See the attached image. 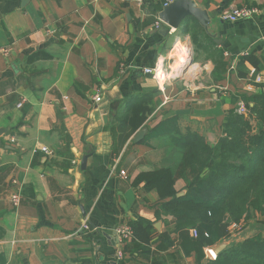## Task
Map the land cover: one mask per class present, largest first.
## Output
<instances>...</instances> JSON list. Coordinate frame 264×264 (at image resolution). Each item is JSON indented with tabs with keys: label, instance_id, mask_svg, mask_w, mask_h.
Segmentation results:
<instances>
[{
	"label": "crops",
	"instance_id": "crops-1",
	"mask_svg": "<svg viewBox=\"0 0 264 264\" xmlns=\"http://www.w3.org/2000/svg\"><path fill=\"white\" fill-rule=\"evenodd\" d=\"M164 1L0 0V264H196L181 251L157 191L134 183L141 172L176 168L182 152L166 133L141 141L176 116L182 134L198 131L217 142L228 110L242 102L238 93L263 84L252 79L251 63L246 77L237 64L264 55V0H190L206 12L204 21L190 16L177 28L156 26ZM242 6L259 12L222 19ZM212 43L229 61L220 81L203 49ZM174 48L194 60L178 74ZM160 61L170 74L159 84L144 68ZM143 103L152 111L116 152L118 114ZM175 187L184 194L186 181ZM139 217L152 223V241L135 246L132 236L117 262L116 228ZM232 236L219 244L250 237ZM219 244L211 247L216 253Z\"/></svg>",
	"mask_w": 264,
	"mask_h": 264
},
{
	"label": "trees",
	"instance_id": "trees-1",
	"mask_svg": "<svg viewBox=\"0 0 264 264\" xmlns=\"http://www.w3.org/2000/svg\"><path fill=\"white\" fill-rule=\"evenodd\" d=\"M206 58L214 63L212 77L224 78L229 61L222 49L213 43L204 45ZM246 62L255 67V79L264 67V55L240 57L237 69L240 77L249 75ZM262 62V63H261ZM247 111L238 112V105L228 110L220 125L218 140L210 144L198 131H180L178 118L172 116L150 128L141 144L166 133L182 152L176 168L161 167L141 172L134 183L145 182L146 191H157L165 213L174 218L173 231L179 238V247L186 256L194 255L196 264H264V234L257 233L244 240L233 241L216 258L206 254L230 237V225L243 226L255 213L264 217V83L257 92H239ZM152 108L145 103L130 107L126 114L117 116L114 126L115 151L143 125ZM117 126L121 133L117 132ZM186 181V192L180 194L175 185L178 179ZM133 244L152 241L150 221L139 217L131 224ZM192 229L198 233L191 234ZM166 244L173 245L171 237ZM136 249H138L136 247ZM146 251H150L147 246Z\"/></svg>",
	"mask_w": 264,
	"mask_h": 264
},
{
	"label": "built area",
	"instance_id": "built-area-1",
	"mask_svg": "<svg viewBox=\"0 0 264 264\" xmlns=\"http://www.w3.org/2000/svg\"><path fill=\"white\" fill-rule=\"evenodd\" d=\"M145 0H136V3L138 6H141L144 3ZM174 0H165L163 3V8L167 7L170 5ZM259 10L256 7H251V6H242L235 8L231 11L224 12L222 14V19L227 20V21H238L243 18H248V17H253L255 14H257ZM163 25L162 20H158L156 22V26L160 27ZM187 55L184 56V60L181 62V64L176 67L177 62L180 61L181 56L178 54L176 58L173 59V64H175V67L173 68L175 70V74L182 72L184 69H186L188 66H190L193 63V57L192 54L187 52ZM188 60L187 64L186 61ZM170 69V65L168 66L165 65V62L160 61L155 64V66L150 67V68H144V71L146 73H150L154 76V78L157 80V82L160 84L161 82H166L169 78L170 72H168ZM256 82L264 83V76H260L259 74L256 75L255 79ZM94 100L96 102L101 101V96L99 94H96L94 96ZM247 111V108L243 102H240L238 105V112L240 113H245ZM38 149H41L43 152L46 154H51V150L45 146V145H39ZM13 200L15 204H18L20 199L18 194H13ZM84 229H90V225L87 222H84L83 224ZM96 229V228H95ZM94 230V229H93ZM116 234H117V249H116V261L121 262L123 258L125 257L124 254V244L127 240H130L133 236V230L130 225L123 224L119 225L116 228ZM191 234L193 236H197L198 233L195 229H192ZM206 254L210 258H216V253L211 247L206 248Z\"/></svg>",
	"mask_w": 264,
	"mask_h": 264
},
{
	"label": "water",
	"instance_id": "water-1",
	"mask_svg": "<svg viewBox=\"0 0 264 264\" xmlns=\"http://www.w3.org/2000/svg\"><path fill=\"white\" fill-rule=\"evenodd\" d=\"M195 17L200 21H204V17L206 16V12L200 11L198 8L194 7L190 0H174L170 5L165 7L163 11L160 13V18L163 22L171 27H179L182 22L188 17ZM166 33H168V29H166ZM5 131L4 128H0V135ZM145 135V130H140L133 137L134 142H139ZM87 156L84 157L82 161V168L86 167ZM225 248V244H219L217 246L216 255ZM96 264H101L99 260H97ZM116 264V263H113Z\"/></svg>",
	"mask_w": 264,
	"mask_h": 264
},
{
	"label": "rangeland",
	"instance_id": "rangeland-1",
	"mask_svg": "<svg viewBox=\"0 0 264 264\" xmlns=\"http://www.w3.org/2000/svg\"><path fill=\"white\" fill-rule=\"evenodd\" d=\"M230 232V234L233 235L231 238L253 236L260 232L264 234V217L261 214L255 213L252 219L246 222L242 227L232 223L230 225Z\"/></svg>",
	"mask_w": 264,
	"mask_h": 264
},
{
	"label": "bare ground",
	"instance_id": "bare-ground-1",
	"mask_svg": "<svg viewBox=\"0 0 264 264\" xmlns=\"http://www.w3.org/2000/svg\"><path fill=\"white\" fill-rule=\"evenodd\" d=\"M178 54L181 56V59H180L179 62H177L176 67H178L181 64V62L184 60V56L183 55H187V53L184 52L183 50H181L179 48H174V55H173V57L176 58L178 56ZM187 62H188V60L186 61V64H187Z\"/></svg>",
	"mask_w": 264,
	"mask_h": 264
}]
</instances>
